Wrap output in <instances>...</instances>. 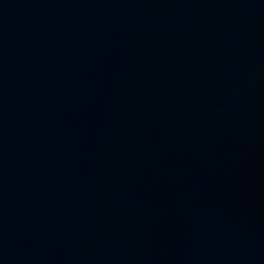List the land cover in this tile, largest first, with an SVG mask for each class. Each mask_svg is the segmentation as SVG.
Here are the masks:
<instances>
[{
	"label": "water",
	"instance_id": "water-1",
	"mask_svg": "<svg viewBox=\"0 0 264 264\" xmlns=\"http://www.w3.org/2000/svg\"><path fill=\"white\" fill-rule=\"evenodd\" d=\"M0 264H264V0H0Z\"/></svg>",
	"mask_w": 264,
	"mask_h": 264
}]
</instances>
